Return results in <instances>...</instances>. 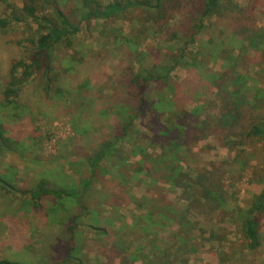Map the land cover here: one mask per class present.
Instances as JSON below:
<instances>
[{
    "label": "rangeland",
    "instance_id": "rangeland-1",
    "mask_svg": "<svg viewBox=\"0 0 264 264\" xmlns=\"http://www.w3.org/2000/svg\"><path fill=\"white\" fill-rule=\"evenodd\" d=\"M98 1L106 4L110 0ZM191 1L195 3V0ZM229 2L228 13L217 20H208L196 37L198 42H206L210 38L216 46L215 50L207 46L203 50V58L198 61L203 60L201 62L216 73L227 66V70L223 71L225 76L232 73L247 75L252 93L263 94L264 0ZM13 4L14 11L18 13L22 2L17 0ZM172 4L175 13L167 23V35L158 34L149 19H140L143 28L139 27L138 21L130 22L133 14L114 24L92 21L81 26L72 40V47L54 54L60 75L61 66L67 67L71 57L75 74L60 76L51 85L49 98L43 91L41 79L33 77L17 99L2 104L0 82V123L8 127L13 145L12 152L0 155V178L4 177L2 183L9 184L10 189L7 192L0 189V260L19 262L20 258L30 264V259L36 260L42 251L43 255L52 251L53 246H47L46 239L52 242L60 237L62 242L67 238L58 222L64 216V208L58 206L55 217L46 211L27 213L32 206L27 192L41 179L48 188L54 189L78 185L80 179L86 178L88 167L82 158L86 152L80 149L85 146L95 151L108 142L114 145V150L108 159L100 163L101 184L97 182L95 185L100 189L102 185L111 187L117 195L108 198L96 188L102 195H91L85 203L97 212L102 227L107 225L106 222L110 224L111 235L121 238L120 242L126 243L129 253L137 250L140 254L138 259H134L136 255L120 259L123 253L110 260L111 250L105 238L89 230V221H81L77 222L74 230V246L79 251L72 259L74 263L67 264H148L147 260H152V264H264V220L258 229L260 238L256 250L244 248L239 236L242 212L247 209L250 200L264 190L262 144L260 138L249 134L253 116L246 111L241 119L233 122L232 130L227 129L217 120L225 112L221 113L219 104L214 103L218 90L211 86L200 95L188 93L185 84L193 80V75L180 65L169 74V82L173 86L170 90L159 83L155 87L157 93L148 94L137 117L133 118L137 106L134 98L127 113L129 117H121L119 105L129 93L127 75L136 74L138 70L133 46L136 45L137 52L149 53L164 60L168 58L166 50L182 49L186 43V39L179 34L172 43L163 41L174 30L180 29L183 19L188 16L189 0H174ZM58 6L67 14L73 12V19L79 8L76 0H58ZM11 12L12 7L0 2V19L10 18ZM118 28L123 34L138 38L131 49L112 47L114 29ZM36 30L37 25L31 17H21L19 22H10L6 35L0 34V78L5 75L13 57H21L24 50H32V45L26 40ZM18 41L19 46L14 45ZM200 51L198 46L187 48V53ZM226 53L228 55H224L226 61L223 63L220 56ZM79 60L81 64H78ZM92 76H95V84L88 93L85 92L87 102L81 107L78 101L81 96L76 94V89L84 81L90 82ZM223 83L219 84L222 90L225 87ZM56 89L64 93L58 96ZM156 96L163 99L169 110L164 118H160V124L174 130L178 122L184 130L178 141L181 143L180 160L175 164L190 179H194L199 171L211 172L213 179L209 188L212 197L224 201L222 209L207 213L199 207L188 208L182 200L180 188L170 187L163 181L146 180L144 175L136 173L140 160H157L160 146L167 142L165 136L156 135L159 128L153 126V116L159 117L152 105ZM259 101L263 109L258 120L264 123V118L261 119L264 116V98ZM249 102V106L255 107L252 99ZM176 113L182 116L177 119ZM202 120L207 121L206 126H200ZM129 122L130 128L127 127ZM80 129L86 134L78 136ZM200 129L203 133L199 132ZM155 164L161 166L159 162ZM131 198L139 199V203L134 205ZM151 203L160 213L166 214V218L176 211L186 217L189 223L186 227L188 239L183 238L187 241L186 245L185 242L182 245L176 243L178 236H175L169 220L163 223L159 218H153L155 224L145 231L147 223L144 220L148 218L147 207ZM65 208H68L67 205ZM71 211L76 214L75 208ZM40 218H44L43 221ZM129 234L132 238L126 242ZM37 242L39 244L35 245ZM44 242L45 248L41 245Z\"/></svg>",
    "mask_w": 264,
    "mask_h": 264
},
{
    "label": "trees",
    "instance_id": "trees-1",
    "mask_svg": "<svg viewBox=\"0 0 264 264\" xmlns=\"http://www.w3.org/2000/svg\"><path fill=\"white\" fill-rule=\"evenodd\" d=\"M14 1L17 0H0V2L7 5V7H12L11 17L0 19L1 36L6 35L11 21L19 22L21 21V17H31L37 25V30L33 36L26 40L32 45V50H24L21 57H13L9 61L10 63L7 71H5V75L0 78V82L2 83V104L11 103L14 99H17L25 84L33 77L41 79V82L44 83L43 91L48 97V92L52 90L51 85L55 84L60 76L69 77L74 75L75 70L72 67V63L74 62L71 60L73 58L71 57L70 61H67L68 66L65 68L59 64V68L60 66L62 68L60 75L57 71V58H55L54 54H60L63 50H68L72 47V40L79 32L81 26L88 25L92 21L114 24L117 20L123 19L126 15L133 14L130 16V22L134 23L138 21L139 27L143 28V22H140V19H143V21L149 19L156 27V32L158 34L163 33V35H167L166 32L169 30L167 23L175 13L172 10V3H174V0H110L106 4H102L98 0H76L79 8H77L76 14L73 15L75 16L73 19V12L69 14L65 13L62 8L58 6V0H20L22 2V8L18 13L14 11V7L12 6L14 5ZM195 3L189 0V9L186 12L188 16L183 19L182 27L180 29L177 28L176 31L174 30L169 38L163 39L164 42L172 43L179 34L182 38L186 39L185 45L182 49L166 50L165 55H167L168 58L164 60L152 57L149 53L137 52L135 41L138 38L132 34H123L119 28L114 29L111 43L112 47L123 46L131 49V45H135L133 46V54L135 55V60L138 65L136 74L127 75L126 85L129 88V93L125 101L121 102V105H119L121 117L125 115V118L129 117L127 113L130 110L133 98L137 101L133 118L137 117L146 103V97L149 96L148 94L152 92L157 93L155 87L159 83H161L165 89L167 87V89L170 90L173 87L169 82L170 72L175 67L183 65L193 75V80H189L185 84L188 93L200 95L211 86L218 90L215 93L214 103L219 104L222 111L221 113L225 111L217 118L220 124L222 123L227 126V129L232 130L234 126L233 122L241 119L246 111L253 116V118H251L252 124L249 129V134L253 137L260 138L262 144L261 153L264 156V129H262L264 123L258 120L263 109L259 100L264 98V93H252L253 88L247 75H233L232 73L230 75L226 74L225 76L223 75L225 74L223 71L227 70V66H223L222 72L216 73L209 70L205 62H201L203 60L198 61L200 57L203 58V50L205 51L207 46H210L213 50L216 49V46L211 43L210 38H208L206 42H201V40L198 42L196 37L205 27L204 23L208 22L211 18L217 20L228 13V5L230 2L229 0H195ZM35 13L39 14V16H36L37 14L35 15ZM164 27L165 30H163ZM262 39L263 38H261V40ZM10 44L12 45V43ZM257 44L258 43H256V45ZM14 45L19 46V41L15 42ZM191 45L201 47V51L197 53H187V48ZM178 51L180 52L177 53ZM224 55L228 54H223V57L220 56L223 63L226 61ZM230 58L235 60V58ZM64 60L66 61V58ZM81 63V60H79L78 64ZM94 77L95 76H92L90 82L84 81L76 89V94L81 96V99L78 100L81 107H84V104L87 102L85 92L88 93L90 87L95 84L93 81ZM98 82L101 84V80ZM223 82H225V87L222 90L219 84ZM55 93L60 96V94L64 92L63 90L56 89ZM156 97V100L152 101V105L154 110H157L159 113V117L153 116L155 118L153 120V126L159 128V134L156 135L165 136L167 142L160 146L157 160L153 158L140 160L137 165L136 173L144 175L146 180L163 181L169 184L170 187L180 188L182 200L186 203V207L188 208L199 207L207 213L222 209L224 201L212 197L213 193L209 188L212 187L211 179H213V174L211 172L199 171L194 179H190L187 175L182 174L179 170V166L175 164L180 160L179 157L181 154L179 153H181V143L178 141L180 134L182 135L184 130L178 122L174 130H168L166 126L160 124V118H164L166 112L169 110H167V105H165L163 99L158 96ZM251 99L256 103L255 107L249 106V100ZM175 115L177 119L182 116L180 113H176ZM120 118H118L119 122H121ZM263 118L264 116L261 117V119ZM206 125L207 121L202 120L200 126ZM130 126L131 123L129 122L127 127L130 128ZM122 131L125 132V127L122 128ZM202 131L201 129L199 130V132L203 133ZM8 132V127L0 123V155L13 151L12 140ZM82 133L86 134L85 131L81 132V129L77 131L78 136H81ZM123 137H125V134ZM113 148V144L104 142V144L95 151L85 146L80 149V151L86 152L82 158L88 167L86 178L80 179L78 185H73L66 189H54L51 187L48 188L45 181L41 179L36 182L34 188L27 192L32 205L27 213L34 212L36 214L38 211H46V213L48 212L49 215L51 213L52 217H55L58 206L64 208L62 209L64 216L59 218L58 222L59 225H61L60 228H64V234H66L67 237L62 242H60V237H57L52 242L46 239L45 241L48 243L47 246H53L52 251L43 255L42 250L44 249L40 246L42 254H40L38 258L36 257V260L33 258L30 259V264L74 263L72 259H74L75 252L79 251L78 248L74 246V230L81 221H89V230L95 235H100L105 238L111 250L110 260H115L116 257L118 258L119 255L123 253L125 255L123 254V257L120 259L125 260L127 257L132 258L134 255L137 256L134 257V259H138V255L140 254L139 251L135 250L133 253H129V250H126V243H121L119 240L121 238H115L111 235L110 232L112 230L109 228L110 224L106 222L107 225L102 227L97 212L92 210L85 203L91 195L101 196L102 193H104L108 198L117 195V192L114 190L112 191L111 187L102 185V189H100L95 185L97 182L101 184L99 180L101 176L100 163L109 158V155L114 150ZM157 162L161 163V166L157 167L155 164ZM164 163H166V165H164ZM1 179L2 178H0V189L7 192L10 190L9 184L2 183L4 177L2 180ZM115 179L117 180L118 178ZM122 179L125 180L123 177ZM96 188L102 193L98 192L99 190ZM131 202L137 205L139 199L131 198ZM65 205H67L68 208H65ZM115 207L116 205L114 204L113 208ZM74 208L76 209V214L71 211ZM147 208L149 209L147 211L148 218L144 220L147 223L145 228L146 232L148 227L155 224L152 220L153 218H159L163 223H167L169 220L173 224L175 236H178V238H176V243L179 242L180 245L184 244L185 240L183 238L185 237V239H188V230H186V227H188L189 223L182 213L176 211L173 216L166 218V214L160 213L156 206H152V203L149 204ZM188 208L186 209L187 211ZM40 219L43 221L44 218ZM165 219L167 220L163 221ZM263 220L264 190L259 195L254 196L250 200L247 209L242 212L239 236L244 248L250 251H254L258 248L260 238L258 229ZM128 236L126 242L132 238L130 234ZM173 239L175 240V237ZM186 242L184 245H186ZM37 244H39V242L35 245ZM41 245L45 248V242ZM59 253H62V255H59ZM146 262L148 264L153 263L152 260H147ZM107 263L109 264V262ZM0 264L28 263H25V261L19 258V262L6 259L0 260Z\"/></svg>",
    "mask_w": 264,
    "mask_h": 264
}]
</instances>
